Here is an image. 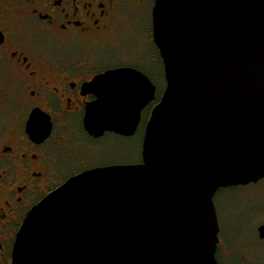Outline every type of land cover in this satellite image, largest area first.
<instances>
[{
	"label": "water",
	"instance_id": "1",
	"mask_svg": "<svg viewBox=\"0 0 264 264\" xmlns=\"http://www.w3.org/2000/svg\"><path fill=\"white\" fill-rule=\"evenodd\" d=\"M152 18L166 89L142 163L88 171L44 199L11 264H219L216 195L264 179V0H155ZM89 88L95 137L133 136L157 92L131 68Z\"/></svg>",
	"mask_w": 264,
	"mask_h": 264
},
{
	"label": "flooded vegetation",
	"instance_id": "2",
	"mask_svg": "<svg viewBox=\"0 0 264 264\" xmlns=\"http://www.w3.org/2000/svg\"><path fill=\"white\" fill-rule=\"evenodd\" d=\"M154 4L143 34L136 25L147 16V0H0V264L12 263L29 213L69 180L98 168L142 163L146 129L165 90H157L143 109L133 136L95 137L85 118L97 100L89 88L97 77L131 68L149 78L135 64L147 62V55L135 57L123 49V58L109 55L112 61L99 50L122 44L133 23L135 47L142 49V40L155 45ZM138 136L140 161L117 157L124 153L119 144ZM262 227L264 211L256 235H247L254 228L247 222L242 238L226 242L221 254L232 264H264Z\"/></svg>",
	"mask_w": 264,
	"mask_h": 264
},
{
	"label": "rangeland",
	"instance_id": "3",
	"mask_svg": "<svg viewBox=\"0 0 264 264\" xmlns=\"http://www.w3.org/2000/svg\"><path fill=\"white\" fill-rule=\"evenodd\" d=\"M147 1V16L144 15L141 18L140 14L137 15L141 19L139 18L136 27H138V29L141 28L143 34H146L148 25L151 26L149 19L153 0ZM134 25L135 24L133 23L131 29L129 30V35L126 34L122 39V44L115 41L111 44V46H105L101 49L98 48L100 49L99 53L107 56L118 53L122 58L124 56V52L126 51H128V53H132L135 57H138L141 53H143V55H147V62L137 60L138 62L135 64L149 76L160 94L164 91L166 82L164 78V66L159 52L154 44L145 42L144 40H142V49L135 47L136 39L132 36V29L135 27ZM123 45H126L130 50L125 48ZM110 59L114 61V57H110ZM117 60H119V57ZM141 146V136L136 137V139H134L131 143H125L122 141L119 144V147L124 153H121V155L117 157H121L123 160L138 162L141 158ZM111 159L114 160V157H111ZM214 203L220 228V244L218 247L220 255L218 254L217 259L219 264H232L231 260L221 254L224 252L223 245H225L226 242L241 239L245 231H247L245 229V224L247 222L249 225H254V228H251V231L249 229L247 235L251 237L256 235V225L258 224L262 212L264 211V179L257 184L224 189L216 195Z\"/></svg>",
	"mask_w": 264,
	"mask_h": 264
},
{
	"label": "trees",
	"instance_id": "4",
	"mask_svg": "<svg viewBox=\"0 0 264 264\" xmlns=\"http://www.w3.org/2000/svg\"><path fill=\"white\" fill-rule=\"evenodd\" d=\"M166 86V85H165ZM159 98L156 100V102H158Z\"/></svg>",
	"mask_w": 264,
	"mask_h": 264
}]
</instances>
